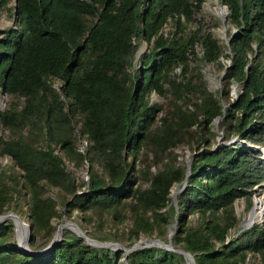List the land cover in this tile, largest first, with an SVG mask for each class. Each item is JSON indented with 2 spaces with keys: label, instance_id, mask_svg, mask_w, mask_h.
Instances as JSON below:
<instances>
[{
  "label": "trees",
  "instance_id": "obj_1",
  "mask_svg": "<svg viewBox=\"0 0 264 264\" xmlns=\"http://www.w3.org/2000/svg\"><path fill=\"white\" fill-rule=\"evenodd\" d=\"M5 2L0 0V7ZM201 2L16 0L13 25L0 32V92L22 102L0 109V125L13 133L0 136V156H9L18 173L0 169V214L24 196L21 212L30 226L28 248L34 250L36 232L52 236L50 220L59 215L55 201L42 193L43 182L71 195L62 200L67 214L78 209L107 214L111 221L128 218V241L140 233H162L174 211L168 203L170 187L181 183L184 166L157 168L141 187L133 183L136 178L125 154L133 161L143 146L155 157L168 154L189 127L208 129L220 116L226 136L235 139L212 147L207 138H199L202 148L193 151L177 196L172 240L193 255L195 264H251L248 253L257 254L264 264V223L226 240L236 222L233 201L264 182V158L254 148L264 145V0H223L227 20L235 28L227 37L225 56L230 62L224 78L239 85L226 108L202 80L192 83L171 73L179 64L184 74L187 52L193 56L197 43L205 61L221 53L209 32L180 33L182 18L190 20ZM88 17L94 18L89 24ZM168 18L175 30L164 34ZM139 40L146 48L132 68ZM54 79L58 90L52 86ZM152 91H168L173 97L155 127L151 125L160 106L148 101ZM188 92L197 93L191 109L184 104ZM75 117L77 132L86 140L82 152L74 145ZM25 127L43 134L44 144L20 134ZM63 158L87 162L84 190L76 192ZM145 172L139 176L146 178ZM190 213H196L193 223L187 221ZM12 228L11 220L0 222V264H121V251L91 245L73 232L62 234L45 253L21 251L9 241ZM126 261L184 264L180 253L157 246L137 248Z\"/></svg>",
  "mask_w": 264,
  "mask_h": 264
},
{
  "label": "rangeland",
  "instance_id": "obj_2",
  "mask_svg": "<svg viewBox=\"0 0 264 264\" xmlns=\"http://www.w3.org/2000/svg\"><path fill=\"white\" fill-rule=\"evenodd\" d=\"M218 6L224 11L223 15H217L215 10L218 9ZM227 7L223 3V0H202L198 9L193 11L192 17L190 20L186 21L182 18V27L180 33L186 34L191 31H198L199 33H206L209 32L211 36L217 38V41L220 46L221 53L220 55L212 60V61H205L201 57L202 47L200 44L194 45V55L192 56L190 52L188 54V60L186 65V71L183 74L181 65L177 64L171 70V73H174L178 79H186L192 83L196 82L197 79H200L204 82L205 87L211 91L213 94H216L220 101L223 104V107L226 108L228 103L232 100L233 97L237 95V91L239 89V85L236 83H232L230 81H226L224 78V70L226 66L229 64V57L225 56V53L228 54L229 50L226 46L227 44V37L229 33L234 32V26L229 23L227 20ZM94 18L88 17L87 23L89 24L92 22ZM13 25V0H6L5 4L0 7V32L3 29L8 28L9 26ZM164 34L173 32L175 30V26L173 21L168 18L166 22L163 24L162 29ZM144 43L143 40H139V44L135 51L141 48L142 44ZM135 51H134V58L132 60V68L136 67L135 62ZM131 68V67H130ZM58 80L54 79L52 82V86L58 90ZM166 87V86H165ZM184 104L187 108H193L194 101L197 100V93H190L188 92L185 96ZM172 95L170 92L165 91L164 94L158 95L155 92H150L148 95L149 102H156L160 106V110L157 112L156 116H154V122L152 123L151 127L158 126L160 123V117L166 113L169 108L170 102L172 100ZM22 102V98L18 96H10L0 92V109L3 110L9 105L17 106ZM78 117L73 118L71 124L73 125V134H74V145L76 150L83 151L84 147L86 146V140L84 137L80 136L77 132V122L76 125L74 121L78 120ZM221 117L217 120H213L211 124L208 126V129L201 130L197 127V125H192L188 129V134L186 133L183 136V141L173 147L168 154H161L158 157L152 153L153 151L149 149V146H143L141 148V152L137 155V157L132 161L130 155L125 154V157L131 165V171L135 176V180L133 183H138L141 187H146L148 185L147 176L151 175L157 168L165 167L168 165H176L181 164L184 166L187 159L194 153L196 149L202 148L201 144L203 142L199 140L200 137L207 138L212 147H215L218 144L232 142L235 138L234 137H227L225 134V130L221 121ZM36 131V130H35ZM211 132V133H208ZM20 134H22L25 138L28 136L27 140L32 141L36 145H43L45 141V136L40 134L39 132L31 133L28 130V127H25L21 130ZM0 136L4 138H9L13 136V133L9 131L8 128L2 127L0 125ZM199 146V147H198ZM57 146H55L56 149ZM261 147L264 148V145ZM261 154V153H260ZM262 155V154H261ZM263 157V155H262ZM264 158V157H263ZM63 162L65 165V169L68 171L70 176L73 178V183L76 185V192L82 191L85 189L86 181H87V168L88 164L85 160L81 163H75L74 160L63 158ZM98 171H101L98 164L95 163ZM0 169L11 170L15 173H18L17 167L13 164L11 158L7 155L0 156ZM145 169L146 178L139 176V171ZM187 178V176H186ZM185 178V181H186ZM264 182L254 185L251 189L248 190V193L245 196H241L236 198L233 201L232 209L236 216L235 225L228 230L226 240L235 237L239 232L243 231L248 227H244L250 215L252 213L258 214L260 211L257 208L256 201L258 199H262L264 201ZM134 185V184H133ZM185 185V183H184ZM181 183H174L170 187L169 194L171 190H176L173 200L170 199L168 203L173 207L174 203L176 205V212L173 207V214L169 217L168 222L163 226V232L157 233L155 230L150 235L139 234L138 237L135 239L128 241L125 239L126 236V229L130 224L128 218H124L121 222L119 221H111L109 215L101 213V215H97L92 211H85L81 212L78 209H72L68 214L64 212V203L62 200L66 198V201L70 199V194L66 191L60 190L58 187L53 186L47 182L42 183V193L43 195L51 197L55 201V207L59 215L57 217H52L50 222L53 225L54 231L56 230V226L58 223L63 221H69L75 224L80 230L83 232L84 235L96 239L98 241H105V242H115L119 244L123 248L129 247L132 243L137 240L143 238H157L161 240L163 243L167 242L168 234L167 230L170 229L173 232L170 234V245L172 248H182L177 245L173 240V236L177 230V220H176V213H177V196L181 192L182 188ZM26 204L24 200V196H21L17 199L15 204H12L10 208L4 209L3 213H10L17 216L23 223L29 225L28 219L22 214V210L25 209ZM251 212V213H250ZM196 213L188 214L187 221L193 223L195 220ZM5 220H11L13 224L12 232L9 237V241H14L18 246H21L18 239V234L16 231V227L13 223L12 217H7ZM243 221V224H240V221ZM241 221V222H242ZM252 225L264 223V207L261 209V214L259 213V217L252 221ZM250 225V226H252ZM249 226V227H250ZM30 232V228H29ZM28 232V237H29ZM75 233L71 227H62L60 235L58 238L62 237V234H70ZM27 237V240H28ZM51 238V237H50ZM43 234L36 232L34 245L32 246L31 250L28 248V245L21 246L23 249L29 252H39L43 250L46 244L49 242ZM83 238V237H82ZM85 241V240H84ZM86 242V241H85ZM92 245V244H91ZM113 250H119L122 253V248H112ZM21 250V249H20ZM22 251V250H21ZM126 255L123 254L119 258V262L121 264H127ZM246 260L249 261L251 264H260L259 256L257 254L248 253ZM183 263L184 259H183ZM241 264V263H239Z\"/></svg>",
  "mask_w": 264,
  "mask_h": 264
},
{
  "label": "water",
  "instance_id": "obj_3",
  "mask_svg": "<svg viewBox=\"0 0 264 264\" xmlns=\"http://www.w3.org/2000/svg\"><path fill=\"white\" fill-rule=\"evenodd\" d=\"M15 10H16V0H13V14L15 13ZM145 48H146V43L144 42L142 44L141 48H139V50L137 49L135 51V57ZM219 117L220 116H215L214 119L217 120ZM254 148L257 149V151H259L264 157V154H263L264 148L263 147L254 145ZM188 173H189V158L187 159L186 164H185V172H184V177L181 180V186L184 185L185 178L188 175ZM263 186H264V184H263ZM175 192H176V190H174L173 193L170 192L172 201H174L173 196H174ZM173 207H174L175 212H176L175 203H174ZM7 217H12V220H13V223L16 227L17 232L19 231L17 226H20L19 228L24 226V235L22 236V238H20V239L18 238V239H19V243L21 244V246L26 245L30 226L26 225L17 216H15L14 214H10V213H3V214L1 213L0 214V222L4 221ZM241 221H240V224H242ZM250 225H252V224L249 223V224H246L245 226L243 225V228L249 227ZM62 227H71L77 235L83 237V239L89 244L96 245V246L109 247L111 249L112 248H122L124 255L132 252L133 250H135L137 248H142V247H146V246H157V247H161L165 250H172V251L180 253L184 259L185 264H195L193 255L188 250H186L184 248H172L171 247V245H170V234L173 231L170 229L167 230L168 239H167L166 243H163L161 240H159L157 238H143V239L135 241L129 247L123 248L115 242L98 241L96 239L88 237V236L84 235L83 232L80 230V228L77 227L75 224H73L69 221H63V222H60L57 224L56 230L54 231L49 242L46 244V246L43 248V250H41L39 252H29V251L23 249L21 246H19V248L22 251H26L28 253H45L48 250H50L53 247V244L55 243V241H57L59 239L58 236L60 235Z\"/></svg>",
  "mask_w": 264,
  "mask_h": 264
},
{
  "label": "bare ground",
  "instance_id": "obj_4",
  "mask_svg": "<svg viewBox=\"0 0 264 264\" xmlns=\"http://www.w3.org/2000/svg\"><path fill=\"white\" fill-rule=\"evenodd\" d=\"M215 13L217 15H220L222 16L224 11L218 6V9L215 10ZM263 154H264V151H263ZM174 191L171 190V193H173ZM256 205H257V208L259 209V213L261 214V209L262 207H264V201L262 199H258L256 201ZM251 213V212H250ZM259 213L258 214H255V213H252L248 219L247 222H250V224H253L252 221H255L256 218L259 217ZM244 220L241 222L243 224ZM249 224V223H248ZM246 225V224H245ZM20 226H17V228L19 229V231L17 232L18 234V238H22V236L24 235V226H22L21 228H19Z\"/></svg>",
  "mask_w": 264,
  "mask_h": 264
}]
</instances>
